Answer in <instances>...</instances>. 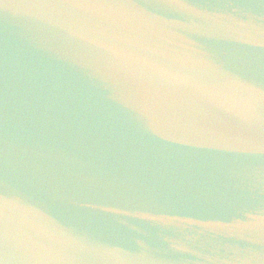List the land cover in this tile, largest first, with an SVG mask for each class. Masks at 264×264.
Masks as SVG:
<instances>
[{"label": "water", "instance_id": "water-1", "mask_svg": "<svg viewBox=\"0 0 264 264\" xmlns=\"http://www.w3.org/2000/svg\"><path fill=\"white\" fill-rule=\"evenodd\" d=\"M0 264H264V0H0Z\"/></svg>", "mask_w": 264, "mask_h": 264}]
</instances>
